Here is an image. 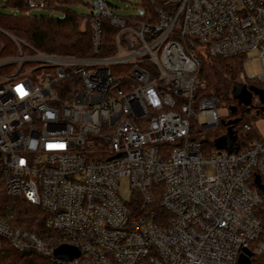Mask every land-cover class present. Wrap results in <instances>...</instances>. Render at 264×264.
Returning a JSON list of instances; mask_svg holds the SVG:
<instances>
[{
    "label": "built area",
    "instance_id": "obj_1",
    "mask_svg": "<svg viewBox=\"0 0 264 264\" xmlns=\"http://www.w3.org/2000/svg\"><path fill=\"white\" fill-rule=\"evenodd\" d=\"M146 1L150 13L122 18L96 0L82 23L91 33L88 58L43 54L0 30L17 50L0 57L5 196L39 208L46 229L79 256L56 260L60 245L3 217L0 251L52 264H237L244 250L264 253V225L255 215L264 200L250 187L255 176L264 186V138L241 150L236 143L235 153L205 149L204 135L223 120L217 98L197 96L206 58L253 53L263 72L244 78L264 85V0ZM104 21L116 30L106 56ZM116 67L129 69L114 74ZM261 108L259 100L251 107ZM97 140L106 142L107 160L89 158ZM157 187L169 215L160 222L149 208Z\"/></svg>",
    "mask_w": 264,
    "mask_h": 264
},
{
    "label": "trees",
    "instance_id": "obj_2",
    "mask_svg": "<svg viewBox=\"0 0 264 264\" xmlns=\"http://www.w3.org/2000/svg\"><path fill=\"white\" fill-rule=\"evenodd\" d=\"M31 0H6L0 5L4 9L14 11L16 15H4L0 13V30L12 35L22 41L28 47L43 54L57 55L63 57L88 58L92 56L91 33L87 23L82 28V23L90 16H81L75 13L71 6L74 0H43L46 3L44 10L61 12V18H52L46 16L30 15L32 10L27 7V2ZM36 1V0H34ZM144 2L145 13H150L151 8L146 0ZM145 21L144 17L141 18ZM116 30L109 25L107 21L103 22V45L102 56L110 55L113 52V43ZM0 57L15 56L17 50L10 39L0 33ZM25 53H30L27 48H23ZM244 57H234L231 59L206 58L201 63L200 77L204 81V88L197 91L198 97L217 98L220 103L228 107V119L224 122L236 120L237 123L232 126V131L236 136L238 150L248 147L247 141L253 137L252 131H243V125L250 124L247 119V113L251 108L238 105V102L231 96V91L236 83L244 84L247 87H255L252 82L247 81L242 73V62ZM129 68H112L114 74L125 73ZM261 89V88H258ZM264 106V105H263ZM235 108L232 114L229 109ZM256 117L262 116L264 111H254ZM249 115V114H248ZM251 125V124H250ZM226 133V127L220 126L214 132H208L204 135L206 143L204 148L210 151L215 150L214 141L221 138ZM261 140V139H260ZM258 140V141H260ZM244 146V147H242ZM169 147V146H168ZM166 147L165 149H167ZM92 161L107 160V144L102 140H97L93 146V152L89 157ZM251 188H255L250 183ZM155 198L149 207L156 216V220H167L169 215L159 207V198L161 187L154 191ZM264 202L256 210L255 215L264 225ZM132 213L136 210V205H127ZM13 216L11 228L21 229L34 234L44 242H53L56 245L62 244L61 238L45 227V216L42 211L33 206H28L22 200L11 201L4 193L3 183L0 177V217ZM0 261L6 264H43L48 261L28 253H14L6 250L0 253ZM251 264H264V253L254 256Z\"/></svg>",
    "mask_w": 264,
    "mask_h": 264
},
{
    "label": "rangeland",
    "instance_id": "obj_3",
    "mask_svg": "<svg viewBox=\"0 0 264 264\" xmlns=\"http://www.w3.org/2000/svg\"><path fill=\"white\" fill-rule=\"evenodd\" d=\"M6 0H2L5 2ZM110 8L111 12L119 17L122 18H132V17H140L144 13V2L143 0H105ZM96 0H74V4L71 6L72 10L81 16H88L92 12V6L95 4ZM0 13L4 15H16L17 13L14 11H9L4 9L2 5H0ZM30 15L33 16H46L52 18H61L62 13L56 11H49V10H32ZM1 48V44H0ZM262 65L259 59L256 58V55L253 53L248 54L247 59H243L242 62V73L246 74L247 76L252 75L253 77H258L262 74ZM258 88H264V85L259 84L257 82H252ZM56 91L61 95L60 88H57ZM258 98L253 97L252 106L257 105ZM219 114L222 117L221 119L225 121L228 119V107L224 103H220L219 105ZM249 114V115H248ZM262 116L256 117L253 110L250 113H247L248 122L253 125V131L251 135L253 136L251 140L247 141V145L250 146L257 142L260 139L264 138V112L261 113ZM200 122L203 123V119L200 118ZM216 130H214L215 132ZM213 132V131H210ZM244 147V146H242ZM119 193L124 201H128L129 197L126 195L128 191L127 183H122L119 185ZM29 206V205H28ZM264 208V205H263ZM7 220L9 225L11 226V221L13 220V216L11 215L7 217H3ZM55 233V232H54ZM60 237V236H59ZM6 250H10L15 253L11 248L4 246V248L0 251L6 253ZM17 253V252H16ZM0 264H6L5 262H1ZM43 264H52L51 262L44 261Z\"/></svg>",
    "mask_w": 264,
    "mask_h": 264
},
{
    "label": "water",
    "instance_id": "obj_4",
    "mask_svg": "<svg viewBox=\"0 0 264 264\" xmlns=\"http://www.w3.org/2000/svg\"><path fill=\"white\" fill-rule=\"evenodd\" d=\"M231 96L238 102V105L243 107L251 108L252 99L254 96L258 98L261 105H264V90L255 87H247L244 84L236 83L232 88ZM263 110L264 109L261 108V111ZM229 111L234 114L235 108L231 107ZM236 123V120L229 121L227 123L224 121L221 122V126L226 127V133L221 138L214 141V147L216 150H223L228 153L237 152V148L235 147L236 136L231 129ZM253 183L264 200V186L261 184L260 178L255 176ZM53 255L56 260L71 261L76 259L79 256V253L75 248L69 247L67 245H60L55 249ZM252 257L253 256L251 252L244 250L243 254L239 257L237 264H251Z\"/></svg>",
    "mask_w": 264,
    "mask_h": 264
},
{
    "label": "snow or ice",
    "instance_id": "obj_5",
    "mask_svg": "<svg viewBox=\"0 0 264 264\" xmlns=\"http://www.w3.org/2000/svg\"><path fill=\"white\" fill-rule=\"evenodd\" d=\"M23 163V162H22Z\"/></svg>",
    "mask_w": 264,
    "mask_h": 264
}]
</instances>
